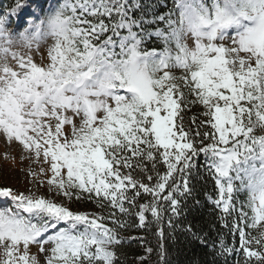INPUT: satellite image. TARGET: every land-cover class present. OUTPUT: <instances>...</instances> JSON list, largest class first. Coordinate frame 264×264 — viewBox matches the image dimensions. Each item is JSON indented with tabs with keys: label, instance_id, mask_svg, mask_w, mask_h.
I'll return each mask as SVG.
<instances>
[{
	"label": "snow or ice",
	"instance_id": "1",
	"mask_svg": "<svg viewBox=\"0 0 264 264\" xmlns=\"http://www.w3.org/2000/svg\"><path fill=\"white\" fill-rule=\"evenodd\" d=\"M0 138L48 165L0 187V264H123L150 226L206 244L182 219L204 174L219 255L264 264V0L0 3Z\"/></svg>",
	"mask_w": 264,
	"mask_h": 264
},
{
	"label": "trees",
	"instance_id": "2",
	"mask_svg": "<svg viewBox=\"0 0 264 264\" xmlns=\"http://www.w3.org/2000/svg\"><path fill=\"white\" fill-rule=\"evenodd\" d=\"M8 4V0H6ZM163 5L167 3L168 7L172 6L173 0H160ZM168 8H164L167 12ZM198 163H204V157L198 158ZM195 183L196 200L188 201L186 215L183 216L184 224H191L193 230L199 235L206 237V244L193 240L190 234L184 232L178 227L174 232L165 228L166 239L160 241L156 235L155 227L150 226L149 230L130 228L123 231L121 235L125 238V244L120 249L123 264H136V258L144 255V247H152L153 253L147 257V264H161L157 245L164 243L167 250L168 264H235V257L219 255L220 241L223 240L228 246L233 244V236L226 228L222 227L219 212L214 211L213 200L216 199L214 182L206 174L198 177ZM242 197L247 198V193ZM75 207V206H74ZM87 209L95 210L94 206H88ZM81 210H86L83 206ZM140 237H143L141 241ZM136 238V239H132ZM238 243V237H236ZM241 257V261H242Z\"/></svg>",
	"mask_w": 264,
	"mask_h": 264
},
{
	"label": "rangeland",
	"instance_id": "3",
	"mask_svg": "<svg viewBox=\"0 0 264 264\" xmlns=\"http://www.w3.org/2000/svg\"><path fill=\"white\" fill-rule=\"evenodd\" d=\"M26 156L28 154L22 151L18 143L6 144L4 139L0 138V187L8 186L19 191L33 188L32 178L28 175L29 167L31 166L32 170L39 172L40 167L47 168L48 165L36 163L31 158L22 159ZM41 191H46V188ZM2 204L3 200L0 198V205ZM32 252H36L35 247L32 248Z\"/></svg>",
	"mask_w": 264,
	"mask_h": 264
}]
</instances>
